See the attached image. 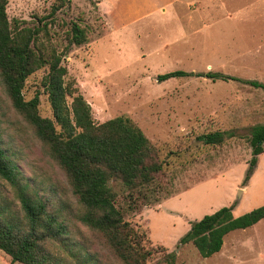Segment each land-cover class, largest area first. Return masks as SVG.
Returning a JSON list of instances; mask_svg holds the SVG:
<instances>
[{
	"label": "rangeland",
	"instance_id": "374dc122",
	"mask_svg": "<svg viewBox=\"0 0 264 264\" xmlns=\"http://www.w3.org/2000/svg\"><path fill=\"white\" fill-rule=\"evenodd\" d=\"M52 3L53 0H8L7 12L10 19L32 20L36 15L48 14ZM72 3L70 12L59 15L62 20H80L89 31V41L73 46L67 55V79L75 82L90 103L96 122L125 115L142 128L164 165L156 181L164 193L172 192L159 203L124 211L126 219L146 235L145 246L153 253L147 264H167L163 258L171 251L177 255L175 264H264V219L256 226L230 232L222 250L211 257H202L193 243L178 245L191 223L206 214L235 204L234 214L240 216L264 204V153L251 179L244 183L252 156L247 134L253 125L264 123V90L205 76L159 80L160 74L183 69L222 72L264 82V41L244 34L224 32L217 39L209 34L208 39L169 41L184 45L171 51L178 54L169 55L160 50L164 22L156 31H152L153 20L136 22L129 6L131 0ZM46 72L47 68H42L31 74L23 92L27 100L40 93V113L52 117L42 86ZM216 130H233L237 136L220 145H208L197 138ZM0 139L29 191L49 201L50 211L67 225L74 248L92 257L88 264H125L100 232L80 220L85 209L73 193L66 172L13 107L1 76ZM110 185L118 194V204L125 208V187L114 182ZM0 203L13 214L23 216L14 187L1 177ZM59 245L57 241L49 242L51 249L63 256L62 264H79ZM0 264L23 263L12 262L0 249Z\"/></svg>",
	"mask_w": 264,
	"mask_h": 264
},
{
	"label": "trees",
	"instance_id": "16d2710c",
	"mask_svg": "<svg viewBox=\"0 0 264 264\" xmlns=\"http://www.w3.org/2000/svg\"><path fill=\"white\" fill-rule=\"evenodd\" d=\"M72 0H53L46 15L34 19H10L8 0H0V76L13 107L33 127L48 153L66 172L71 188L84 207L80 220L100 232L115 256L125 264H147L152 256L145 246L146 235L132 225L124 211H137L141 204L160 202L172 194L156 181L163 171L157 159V148L130 117L120 115L96 122L90 103L79 93L75 82L67 79L65 59L73 46L89 41V31L77 19H64ZM62 23V25H61ZM61 27H65L60 32ZM47 68L42 86L52 110V117L40 113V93L27 100L24 87L34 72ZM205 76L212 80L239 81L264 90V82L222 72L176 69L159 75L160 81L174 77ZM70 98L71 103L69 102ZM237 136L233 130H216L197 138L208 145H220ZM252 156L244 183L251 179L264 153V123L255 124L247 134ZM0 177L15 189L21 202L22 215L8 211L0 203V249L12 262L23 264H62L49 242L59 247L79 264L92 257L81 255L68 237L67 225L50 211L49 201L33 195L22 182L18 166L9 158L0 139ZM110 182L125 187L127 206L118 204V194ZM235 204L223 206L193 221L178 245L193 243L204 258L218 253L225 237L237 229H246L264 219V204L240 216ZM176 252L163 260L175 264Z\"/></svg>",
	"mask_w": 264,
	"mask_h": 264
},
{
	"label": "crops",
	"instance_id": "0c3cea01",
	"mask_svg": "<svg viewBox=\"0 0 264 264\" xmlns=\"http://www.w3.org/2000/svg\"><path fill=\"white\" fill-rule=\"evenodd\" d=\"M129 6L136 22L153 20L152 31L164 22L160 50L169 55L184 47L183 43L169 41L208 39L209 34L214 39L224 32L244 34L246 38L264 41V0H131Z\"/></svg>",
	"mask_w": 264,
	"mask_h": 264
},
{
	"label": "water",
	"instance_id": "95a60500",
	"mask_svg": "<svg viewBox=\"0 0 264 264\" xmlns=\"http://www.w3.org/2000/svg\"><path fill=\"white\" fill-rule=\"evenodd\" d=\"M241 192H242V190L240 189V190H239V193H241Z\"/></svg>",
	"mask_w": 264,
	"mask_h": 264
}]
</instances>
